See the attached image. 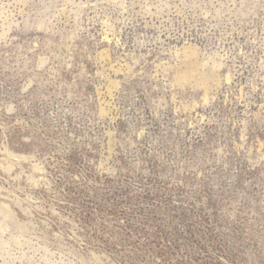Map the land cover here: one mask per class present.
Segmentation results:
<instances>
[{
  "label": "rangeland",
  "instance_id": "obj_1",
  "mask_svg": "<svg viewBox=\"0 0 264 264\" xmlns=\"http://www.w3.org/2000/svg\"><path fill=\"white\" fill-rule=\"evenodd\" d=\"M0 264H264V0H0Z\"/></svg>",
  "mask_w": 264,
  "mask_h": 264
}]
</instances>
